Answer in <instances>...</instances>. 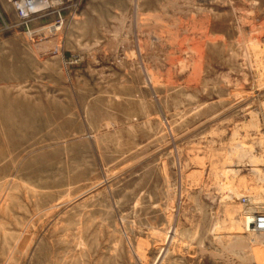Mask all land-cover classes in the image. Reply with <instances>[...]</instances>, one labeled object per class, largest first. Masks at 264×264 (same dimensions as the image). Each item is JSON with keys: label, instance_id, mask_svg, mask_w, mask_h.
I'll return each mask as SVG.
<instances>
[{"label": "rangeland", "instance_id": "rangeland-1", "mask_svg": "<svg viewBox=\"0 0 264 264\" xmlns=\"http://www.w3.org/2000/svg\"><path fill=\"white\" fill-rule=\"evenodd\" d=\"M236 145L264 176V0H0V264H264Z\"/></svg>", "mask_w": 264, "mask_h": 264}, {"label": "bare ground", "instance_id": "bare-ground-1", "mask_svg": "<svg viewBox=\"0 0 264 264\" xmlns=\"http://www.w3.org/2000/svg\"><path fill=\"white\" fill-rule=\"evenodd\" d=\"M44 5H42V4H40V5H38L37 7H43ZM53 26V25H52ZM44 30H46V29H44ZM44 32H48V30H46V31H44ZM49 33V32H48ZM46 34V33H45ZM44 35V34H43ZM251 112V111H250ZM251 113H253V112H251ZM256 115V114H255ZM253 117V116H252ZM257 120V119H256ZM249 121H251V120H249ZM250 124H252V123H250ZM257 124V123H256ZM243 126V125H242ZM246 126H247V124H246ZM254 126H256V125H254ZM249 127V126H248ZM258 127V126H257ZM245 128V127H244ZM247 128V127H246ZM259 129V128H258ZM239 144V143H238ZM245 145V144H244ZM232 152H231V155H230V159L232 160V161H234L233 159H237V160H235V161H237L238 163L239 162H243L245 159H247L248 161H249V164H250V166H251V170H252V172H254L255 174H257V176L259 177L260 176V181H264V176H262L261 175V169H260V167H259V164L260 163H262V162H260V159L261 158H259L258 156H256L254 153H253V149H250L248 146L246 147V146H243V145H236V147L233 149V150H231ZM230 160V161H231ZM228 162V161H227ZM236 162V163H237ZM260 162V163H259ZM234 164V163H233ZM241 164H243V163H241ZM240 164V165H241ZM228 167H230L229 169L227 168V170H226V173L227 172H233L234 173V175H236V173L239 171H237V169L235 170L233 167H234V165H232V162H230V165L228 166ZM244 167V166H243ZM224 170V169H223ZM250 170V171H251ZM253 174V173H252ZM255 177V176H254ZM259 180V178L257 179V181ZM256 182V181H255ZM230 183H232V182H230ZM228 185H230V184H228ZM245 185V184H244ZM231 187V186H230ZM234 188V187H233ZM228 189V192H229V188H227ZM236 189V188H235ZM234 189V190H235ZM262 189V188H261ZM231 190L232 191H230V192H235V191H233V189L231 188ZM263 191V194H264V189L262 190ZM262 191H258V192H262ZM238 192V191H237ZM239 194V193H238ZM234 195H237V194H234ZM233 195V196H234ZM229 196H231V194L229 195ZM242 196V195H241ZM249 196V195H248ZM253 196V195H252ZM254 196H256V195H254ZM238 197V196H237ZM227 199V198H226ZM257 199H259L258 197H257ZM250 200V199H249ZM260 200V199H259ZM262 200V199H261ZM254 201V200H253ZM259 202H261V201H259ZM251 203V202H250ZM253 203V202H252ZM260 204H263V203H260ZM260 207H262V205H260ZM252 209V208H251ZM263 213V212H262ZM258 214H261L260 212H252V211H248V212H246L245 213V217H244V228H245V232H249V237H248V239L250 240V242L253 244H260V245H262L263 243H264V231L263 230H259V229H254L253 228V225L251 224L252 223V221L253 220H255V218H256V216L258 215ZM232 225H235V224H232ZM232 227V226H231ZM233 227H235V226H233ZM238 228H236V230H237ZM231 230V229H230ZM236 232V231H235ZM233 233V232H232ZM237 233V232H236ZM239 233H241L240 232V230H239ZM233 235V234H232ZM237 238L236 239H238L239 241H240V244L242 245V247H237L238 249H245V247L247 248L248 246H247V243H245L244 241H246V239H244V237L243 236H239V235H237L236 236ZM237 243V242H236ZM252 244H251V246H252ZM238 245H239V243H238ZM237 245V246H238ZM254 246V245H253ZM259 246V245H258ZM255 247V246H254ZM245 251V250H244ZM257 251H259V250H257ZM264 251V250H263ZM262 250L261 251H259V252H257V254L256 253H254L253 254V258H257V257H263V254H264V252H263ZM252 256V255H251ZM252 261V260H251ZM264 263V262H263Z\"/></svg>", "mask_w": 264, "mask_h": 264}, {"label": "built area", "instance_id": "built-area-1", "mask_svg": "<svg viewBox=\"0 0 264 264\" xmlns=\"http://www.w3.org/2000/svg\"><path fill=\"white\" fill-rule=\"evenodd\" d=\"M15 9L17 16L21 19H28L30 17H41L47 10L52 8H61L69 6L74 3L75 0H7ZM44 5L43 7H37L38 5ZM249 200L247 197L242 198L243 203H247ZM254 229L264 231V212L258 214L255 220L251 223Z\"/></svg>", "mask_w": 264, "mask_h": 264}, {"label": "crops", "instance_id": "crops-1", "mask_svg": "<svg viewBox=\"0 0 264 264\" xmlns=\"http://www.w3.org/2000/svg\"><path fill=\"white\" fill-rule=\"evenodd\" d=\"M177 264H207L206 258H202L199 255H180L176 258ZM221 261L218 259H215L210 264H219Z\"/></svg>", "mask_w": 264, "mask_h": 264}]
</instances>
